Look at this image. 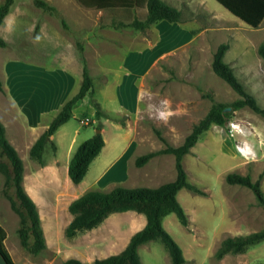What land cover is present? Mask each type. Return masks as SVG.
I'll return each instance as SVG.
<instances>
[{
  "label": "rangeland",
  "instance_id": "rangeland-1",
  "mask_svg": "<svg viewBox=\"0 0 264 264\" xmlns=\"http://www.w3.org/2000/svg\"><path fill=\"white\" fill-rule=\"evenodd\" d=\"M45 1L57 13L38 8L34 0H15L0 27L7 42L5 48L0 47V77L5 88L0 93L1 121L24 162L23 186L40 205L48 238L45 251L30 254L20 243L16 216L6 226L9 246L19 264H31L25 258L37 264H68L70 258L93 264L95 259L121 252L144 227L146 218L133 211L113 213L98 227L68 238L65 229L73 219L70 203L86 193L87 185L108 162L114 164L125 157L127 150L117 155L121 141L130 144L132 151L106 175V182L113 181L104 183V190L155 188L176 178L172 154L158 155L142 167L136 166L135 159L166 147L157 131L168 144L179 146L213 103L231 104L239 98L213 71L214 55L223 43L229 45L225 62L264 108V62L258 54L264 21L259 28H251L216 0H164L182 11L184 21H160L142 32L117 25L144 19L145 8L104 10L85 8L77 0ZM84 61L94 80V92L78 103L73 119L51 137L56 150L48 142L40 164L30 158L29 151L41 133L25 134L18 123L23 118L28 122L30 114L36 119L32 103L42 82L39 77L72 72L78 80L82 73L77 76L76 72H82ZM165 99L175 113L167 122L156 119L155 110H148L149 105L162 107L160 102ZM96 102L104 112L106 144L90 171V181L75 185L67 169L77 147L97 132ZM229 108L230 120L213 124L183 159L188 181L204 192H178L188 224L182 225L174 213L163 220L183 249L185 264H264V239L242 251L216 256L225 238L264 230V206L252 190L226 182L229 173L250 175L253 180L262 177L264 192V116L247 106L235 111ZM22 111L29 116L21 119ZM139 255L143 264H171L159 240L140 246Z\"/></svg>",
  "mask_w": 264,
  "mask_h": 264
},
{
  "label": "trees",
  "instance_id": "trees-1",
  "mask_svg": "<svg viewBox=\"0 0 264 264\" xmlns=\"http://www.w3.org/2000/svg\"><path fill=\"white\" fill-rule=\"evenodd\" d=\"M77 1L85 8L104 10L145 8L146 16L144 19H134L127 24L120 22L117 25L118 27H132L142 32L160 21H168L170 23L184 21L182 11L169 5L164 0ZM216 1L251 28H259L264 21V0ZM14 2L15 0H4L0 4V27L9 15ZM34 4L48 12L57 13L56 7L45 0H34ZM6 46V40L0 35V47L5 48ZM228 47L227 43H223L218 47L212 67L213 71L239 94V98L231 104L213 103L206 116L193 126L191 132L179 146L168 144L162 134L157 131L158 136L166 144V147L157 151H150L135 159L136 166L142 167L158 155H174L176 178L173 181L161 184L155 188L117 186L109 191L90 190L70 203L69 211L73 215V219L65 229V235L68 238L76 236L80 231L98 227L113 213L133 211L144 215L146 218L144 227L131 236L128 244L121 252L105 258L95 259L93 264H143L139 255L140 246L156 240H159L165 246L171 258V264L186 263L183 249L163 226L164 218L172 213L177 216L182 225L186 226L188 224L187 214L178 199L180 190L188 189L197 194H204L197 186L188 181L187 171L183 164L184 157L191 153L199 137L213 124L223 125L230 120L232 112L227 110V108L231 107L235 111L247 106L254 112L264 116V108L258 104L254 96L244 89L233 69L225 62L224 58ZM80 51L83 55L81 46ZM258 54L264 62V41L258 47ZM0 91H5L1 77ZM93 92L94 80L84 61L83 79L79 91L63 105L49 127L32 145L29 151V156L32 160L40 164L43 163V155L48 142L56 150V145L51 140V137L61 126L73 119V111L78 103ZM95 106L94 120L98 121L95 129L101 131L96 132L92 137L83 141L70 159L68 175L75 185L80 184L85 179L91 164L100 155L106 144L102 134L104 112L101 110L99 103L96 102ZM93 122H90V124L92 125ZM24 170V162L16 148L9 141L6 128L0 120V174L4 177L2 196L9 200L13 211L19 217L18 236L22 247L30 254L38 255L47 249V242L37 204L23 186ZM226 182L231 185L248 187L252 190L258 202L264 206L262 177L258 180H253L250 175L229 173L226 176ZM6 237V231L0 224V255L6 264H16L5 245ZM263 239L264 230L246 236L227 237L222 241L216 256L222 257L228 252L242 251L247 246ZM67 263L85 264L77 258H70Z\"/></svg>",
  "mask_w": 264,
  "mask_h": 264
},
{
  "label": "crops",
  "instance_id": "crops-1",
  "mask_svg": "<svg viewBox=\"0 0 264 264\" xmlns=\"http://www.w3.org/2000/svg\"><path fill=\"white\" fill-rule=\"evenodd\" d=\"M81 73H82V78H78V80L72 74V72H71V74H64V75L63 74L59 75V74H56V73H53V74L44 73L42 75V77H39V78H42L41 79L42 82L40 83V87L38 88V93L36 95L35 102H33L34 99L31 101V102H33L32 103L33 108L35 109V111H37L36 119L32 120L31 119V114L29 112L26 113L25 111H22L21 112L22 114L20 116L19 115L18 116L21 117V119H22L23 118L22 115H26V118H27L29 116L28 114H30V116H29L30 119H29L28 122L27 121L25 122L24 121L25 118H23L22 121L20 123H18L21 131L25 132V134H27L28 131H30L29 133H32L33 135H35V133L37 134V132H38V133H41V135H42L44 133V131L49 127V125L52 122V120L54 119V117L60 112V110L62 109L63 105L79 91L81 83H82V79H83V69H82V72H80L79 69L76 72L77 76H79ZM6 88L9 89V84L8 83H7V87ZM0 93H2V92L0 91ZM10 93L12 94L13 92L10 91ZM76 108H77V106H76ZM0 112H1V108H0ZM50 116H53V117H50ZM1 119L3 120V118H2V116L0 114V120ZM44 120H47L46 121L47 122L46 125L44 124ZM41 135L36 137V141L39 139V137ZM9 141L15 147L14 141H11L10 139H9ZM119 143H121L123 145L120 148V150H119L117 155H119L122 152L125 153L126 150H127V153L125 154V157H124L126 159V157L132 151L129 148L131 146H130V144L122 143V141L119 142ZM117 155L115 157H117ZM123 159L120 160L119 162L117 161L114 164L112 162L113 160L108 162L106 164V166L102 169V173H100V175L96 179H94L92 182H90L87 185V187H86L88 189L87 191H90V190L106 191V190H104V183L107 184L108 182L113 181V180H109V181L106 182L105 181L106 175H108L110 173V171L113 170V168L116 166V164L124 163ZM96 160L97 159H95L93 161V163L91 164L85 179L82 181L83 184L88 183L90 181V180H88V177H89L90 171H91L94 163L96 162ZM1 177H2V184L0 185V224L2 225V227L6 231L7 237H6V240H5V245H6L7 249H8V251H9V253L11 254V250H10V246H9V233L7 231L6 226H7V224L10 225L13 222H15V217L16 216L18 217V215L13 211L9 200L2 196V187H3V184H4V177L2 176V174H0V179H1ZM82 183H80L78 185H81ZM89 186H90V188H89ZM136 187H140V186H136ZM132 188H134V187H132ZM29 196L35 201V203L37 205H39L36 202L33 193H30ZM39 212H40V217H41V222H42V227H43V230H44V234H45L46 240L48 242L47 233H46V230H45V223H44V219H43V213L41 211H39ZM18 220H19V217H18ZM11 256L14 259L12 254H11ZM25 260H26L27 263L37 264V263H33L32 259H30V258H28V259L25 258ZM14 261H15L16 264H19L16 259H14ZM0 264H6V262L1 257V255H0Z\"/></svg>",
  "mask_w": 264,
  "mask_h": 264
},
{
  "label": "clouds",
  "instance_id": "clouds-1",
  "mask_svg": "<svg viewBox=\"0 0 264 264\" xmlns=\"http://www.w3.org/2000/svg\"><path fill=\"white\" fill-rule=\"evenodd\" d=\"M162 107H156L154 105H149L148 110L151 112L155 110L156 119H159L161 121L167 122L168 119H170L175 113L170 108V101L167 99L162 100L161 102ZM167 109V110H162Z\"/></svg>",
  "mask_w": 264,
  "mask_h": 264
},
{
  "label": "water",
  "instance_id": "water-1",
  "mask_svg": "<svg viewBox=\"0 0 264 264\" xmlns=\"http://www.w3.org/2000/svg\"><path fill=\"white\" fill-rule=\"evenodd\" d=\"M227 110H230V108H227ZM101 130H97V132H100Z\"/></svg>",
  "mask_w": 264,
  "mask_h": 264
},
{
  "label": "bare ground",
  "instance_id": "bare-ground-1",
  "mask_svg": "<svg viewBox=\"0 0 264 264\" xmlns=\"http://www.w3.org/2000/svg\"><path fill=\"white\" fill-rule=\"evenodd\" d=\"M242 151V150H241ZM246 154V153H245Z\"/></svg>",
  "mask_w": 264,
  "mask_h": 264
}]
</instances>
